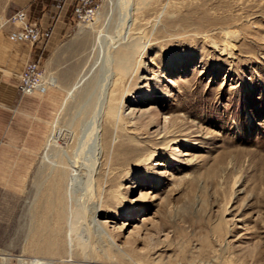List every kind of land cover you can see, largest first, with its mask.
Segmentation results:
<instances>
[{
    "label": "rangeland",
    "instance_id": "obj_1",
    "mask_svg": "<svg viewBox=\"0 0 264 264\" xmlns=\"http://www.w3.org/2000/svg\"><path fill=\"white\" fill-rule=\"evenodd\" d=\"M20 1L0 0V29ZM88 15L42 51L55 86L0 109V264H63V209L73 222L82 211L80 236L105 228L140 264H264V0H96ZM135 45L122 88L135 118L110 144L95 226L98 186L66 189L68 174L51 164L78 161L83 181L96 158L100 167L94 110ZM96 242V264H132Z\"/></svg>",
    "mask_w": 264,
    "mask_h": 264
},
{
    "label": "bare ground",
    "instance_id": "obj_2",
    "mask_svg": "<svg viewBox=\"0 0 264 264\" xmlns=\"http://www.w3.org/2000/svg\"><path fill=\"white\" fill-rule=\"evenodd\" d=\"M133 9H136L135 12H138L140 8L135 7ZM141 9H143V8H141ZM140 12H141V10H140ZM132 13H134V12H132ZM127 19H129V18H127ZM134 22H137L136 19L133 20L131 25H134ZM142 45H145V44H142ZM138 47H141V45H135V47L127 50L126 57L122 60L123 65H122L121 70H115L114 74L111 77L109 84H107L108 88H107L106 92L104 93L103 98L101 97L102 100L101 99L99 100L97 108L94 110L95 115H94V124L93 125H94L95 135H94V141H92V144H93L94 151L95 152L99 151L98 154L101 155V158H100L101 161L99 163L100 167H95L97 164V161H98L97 158L94 161L93 165L91 164L92 163V161H91L90 162V164H91L90 166H92L91 174H89L88 178L87 179L85 178V181H83L84 177H82V179H81V177L79 176L80 172L78 173V171H79L78 170L79 169L78 161H71L70 159L66 158L65 163H63L62 165L58 164L57 162H54L51 164L52 165L51 167L53 169L63 170L66 174H68V177L66 178V183H64V185H66V189H68L69 186H73L74 184H77L79 186L81 185L82 187H85V189H88V190H90L91 188L93 190L94 184H96L98 186V192H99L98 198H97L96 203H94L96 205L94 206V210L92 211L91 220H89V221L93 220L92 223H94V220L97 219V215H99L100 213L103 212V208H104L103 200L106 197L104 196L103 186L101 183V177H102L104 170H105V168L103 166H105V167L107 166L106 161H108L110 144L112 142H114L113 141L114 139L116 141L118 136H120V135H118L119 132L127 130L125 126L129 125L130 121L132 119L134 120V118H135L134 112H130V113L126 114V105L124 106V104H123L122 88H123L124 82L127 79V77L133 72V68H134L133 62L135 60H137L138 53L140 52V50H139L140 48L138 49ZM131 61H133V62L131 63ZM129 71H130V74H129ZM48 83H49V87H48L46 94L48 93V91L51 87L55 86L56 80L54 78H52V79L48 78ZM71 92H70V94H71ZM46 94H44V95H46ZM125 117H129V122L128 121L125 122ZM82 131H83V128H82ZM162 138H164L163 139L164 144H167L168 146H170L171 144L173 145V144L179 143V140L169 139L168 136H163ZM79 140H77V141H79ZM83 140L85 141V139L81 138V142H79V143H83ZM90 140H92V139H90ZM70 141H71V143H73L74 137L73 138L71 137ZM87 146H88V143H87ZM88 147L90 148V146H88ZM72 152H74V151H72ZM79 152H80V150H79ZM155 153H157V152H155ZM81 154H83V153H81ZM72 155L74 157V153ZM172 155L177 156L176 154L175 155L172 154ZM89 157H87V158H89ZM147 158L150 160L153 158V156L150 155V157H147ZM71 159H72V157H71ZM148 159H147V161H149ZM47 160H48V158H47ZM91 160H94V159H91ZM88 161H89V159H88ZM79 162H81V161H79ZM86 162H87V160H86ZM107 164H108V162H107ZM87 167H89V166H87ZM119 192H120L119 190L115 191L113 194V198L117 202L118 207H120L122 210H126L127 206H128V202H127V200H125V198ZM68 194H69V192H68ZM95 200H96V198H95ZM90 211H91V209H90ZM60 216L64 217V219L66 220V233L64 235L65 239H63V240L65 241V243H67L66 245H67V251H68L67 252V259H64V260L61 259V261H59L60 263H63V264H96L95 255H93V253L91 254V252H87V249L89 248L91 241L95 240V241H97L96 243H98V242L100 243L101 241L106 240V246L108 247V250H113L114 252L122 255L125 258V260H127L128 262H130L132 264H140L138 262V260H136V258L133 255L128 254L124 248H121L119 245H117V243L115 241L116 239L115 238H114L115 240L112 239L110 237L109 233L106 232L105 228H102V230L100 232H99V230L101 228L100 229L98 228L97 231L99 233H95V232L90 231L86 235L80 236L78 232H80L81 230L80 231H78V230H79V226L81 225L82 218L84 217L82 211L81 212H80V210L77 211V213L75 215L74 222L72 221L71 218H69V216L66 214V211L64 209H63V211H61ZM70 219H71V223H69ZM95 224L96 223H94V225ZM82 226H84V225H82ZM87 227L88 226H86L85 228H87ZM101 227H103V226H101ZM95 229H96V227H95ZM94 231H96V230H94ZM87 232H88V230H87ZM82 233L83 232L81 231L80 234H82ZM85 233H83V234H85ZM56 234L54 231V235H56ZM95 236H96V238H95ZM101 245L102 244L100 243L99 246H101ZM92 247H95V245ZM101 247H103V245ZM97 249H96V251H98ZM79 250L82 251V253H83L82 255L84 256L83 257L84 259L81 260L80 262L76 261L74 258L75 252H77ZM89 254H90V256H89ZM1 259L3 261L2 264H8L9 258H7L6 256L3 255V257H1ZM57 263L58 262L54 261V260H37V259H35V260L27 261V262L25 260H21L20 264H57Z\"/></svg>",
    "mask_w": 264,
    "mask_h": 264
},
{
    "label": "crops",
    "instance_id": "obj_3",
    "mask_svg": "<svg viewBox=\"0 0 264 264\" xmlns=\"http://www.w3.org/2000/svg\"><path fill=\"white\" fill-rule=\"evenodd\" d=\"M76 5L77 0L20 1V8L27 12L30 20L43 31L52 30V36L49 41L32 46L10 41L12 28L0 29V109L14 112V109L25 106L27 100L21 98L17 91L20 73L29 61L40 59L42 62V51L47 43L58 42L71 32L76 22ZM3 130L13 131L11 138H8L12 141L13 135H18L19 127L15 121H11L9 125H4Z\"/></svg>",
    "mask_w": 264,
    "mask_h": 264
},
{
    "label": "built area",
    "instance_id": "obj_4",
    "mask_svg": "<svg viewBox=\"0 0 264 264\" xmlns=\"http://www.w3.org/2000/svg\"><path fill=\"white\" fill-rule=\"evenodd\" d=\"M96 0H77L74 8L76 22L81 23L88 14L93 12ZM4 26H10L12 31L9 35L10 41L14 43H29L35 46L51 39L52 30L43 31L40 26L30 20L24 10L12 14ZM49 87L48 78L41 60H32L26 63L19 75L17 91L21 96H35L46 94Z\"/></svg>",
    "mask_w": 264,
    "mask_h": 264
}]
</instances>
